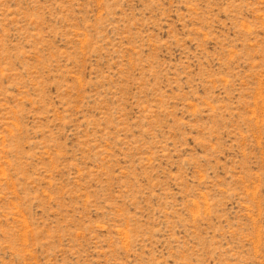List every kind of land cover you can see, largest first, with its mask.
Masks as SVG:
<instances>
[{
	"label": "rangeland",
	"instance_id": "obj_1",
	"mask_svg": "<svg viewBox=\"0 0 264 264\" xmlns=\"http://www.w3.org/2000/svg\"><path fill=\"white\" fill-rule=\"evenodd\" d=\"M0 264H264V0H0Z\"/></svg>",
	"mask_w": 264,
	"mask_h": 264
}]
</instances>
